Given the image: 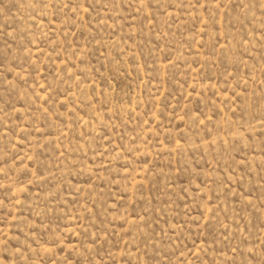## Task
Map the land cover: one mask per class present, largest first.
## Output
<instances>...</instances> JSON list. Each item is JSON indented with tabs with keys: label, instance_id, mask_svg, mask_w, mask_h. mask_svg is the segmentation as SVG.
Here are the masks:
<instances>
[{
	"label": "rangeland",
	"instance_id": "rangeland-1",
	"mask_svg": "<svg viewBox=\"0 0 264 264\" xmlns=\"http://www.w3.org/2000/svg\"><path fill=\"white\" fill-rule=\"evenodd\" d=\"M0 264H264V0H0Z\"/></svg>",
	"mask_w": 264,
	"mask_h": 264
}]
</instances>
